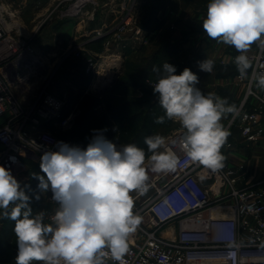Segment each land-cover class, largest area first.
Listing matches in <instances>:
<instances>
[{
    "label": "built area",
    "instance_id": "built-area-1",
    "mask_svg": "<svg viewBox=\"0 0 264 264\" xmlns=\"http://www.w3.org/2000/svg\"><path fill=\"white\" fill-rule=\"evenodd\" d=\"M27 3L0 0V165L9 168L22 187L30 162H40L45 150L55 151L58 142L84 147L83 142L59 137L48 126L72 129L78 112L65 114L68 93L49 91L54 71L33 43L38 26L71 18L117 17L114 26L94 29L61 60L79 58L90 41L103 40L107 50L113 40L127 47V41L135 43L144 34L139 21L143 0H39L41 12L33 19L32 30L23 21ZM238 54L231 58L234 66ZM101 55L90 53L85 62L93 87ZM247 55L252 65L247 75H235L245 93L233 104L238 112L229 114L226 128L237 126L248 142L264 144V89L255 84L256 76L264 73V51L251 47ZM155 81L145 79L151 87ZM182 131L166 138L168 149L178 157L176 170L155 174L148 187L152 192L134 206L142 222L130 238L126 264H264V177L252 175L245 162L231 164L229 157L216 172L193 164L172 143ZM55 210L47 215L49 222ZM106 264L116 262L109 259Z\"/></svg>",
    "mask_w": 264,
    "mask_h": 264
},
{
    "label": "clouds",
    "instance_id": "clouds-1",
    "mask_svg": "<svg viewBox=\"0 0 264 264\" xmlns=\"http://www.w3.org/2000/svg\"><path fill=\"white\" fill-rule=\"evenodd\" d=\"M202 28L208 38L239 53L234 63L243 78L252 66L247 55L252 45L264 51V0H209ZM198 67L211 73L214 61L205 59ZM153 72V94L163 110L155 122L180 125L183 131L172 143L188 161L212 172L222 169L221 149L231 134L222 120L235 116L236 106L205 94L197 87L198 75L187 67L177 74L174 65L164 62ZM255 84L264 89V73ZM144 144L147 153L136 144L118 147L101 132L84 150L63 142L55 151L45 150L39 165L43 175L34 178L57 205L47 223L44 213L33 214L31 198L11 170L0 165V219L15 222V264H106L109 259L126 264L130 238L142 222L133 211L132 193L148 190L149 173L174 172L178 165L166 137L153 134Z\"/></svg>",
    "mask_w": 264,
    "mask_h": 264
},
{
    "label": "rangeland",
    "instance_id": "rangeland-1",
    "mask_svg": "<svg viewBox=\"0 0 264 264\" xmlns=\"http://www.w3.org/2000/svg\"><path fill=\"white\" fill-rule=\"evenodd\" d=\"M39 0H28L26 9L24 11V23L27 25L28 28L31 30L33 29L36 21H33V19L41 12L39 6L41 5L38 3ZM45 2V0H41ZM53 21H45L41 25L38 26L35 32V36L33 38V43L35 45V48L37 49V53L47 62L48 67L51 71H54L53 79L51 81V84L49 86V91L61 96L64 93H68V103L65 109V112L67 113L71 112V110L76 109L78 112V115L76 117L75 124L78 126H83L84 124H87L88 122L91 123L92 120H95V125L92 129H90L88 137L94 136L97 133L96 125L101 126L102 131H110L113 129H116L117 127V134L116 139L117 141L114 142L117 144L118 147H121L126 144H133V142L138 145L140 142L142 143L144 134L140 131V126L142 124V117L138 118V120L135 122V126H129L122 128V125H124L125 117L128 115V112L121 113L118 116L114 117H106L104 118V112L106 111L105 105H104V98L105 95H97L94 93V91L99 87L100 83V77L105 75L108 69L107 63L112 59H118L115 60L119 63V74L117 75V80H120L121 77L128 76L127 73L131 76L128 77L130 80H134L132 78L133 76H136V72L133 68V63L137 62V53L133 52V47H137L136 42L133 41H127V47H123L121 41H112L110 44V47L107 50H103V53L101 57L99 58L100 63H102L101 69L99 74H96V77L94 79V82L97 83L96 87L91 85L90 90L86 91V89L79 90L78 95L76 98L70 103V96L72 94V86L68 82V75L67 70L65 66L69 64L68 60H61L63 53L60 51L57 52V50L52 49L54 46H51L50 44H54V41L52 38H50L51 29L50 25ZM51 46V47H50ZM196 45H188L187 47H183L184 52H186L187 56L190 54V52H193V56L187 57L184 56L183 59H180V61H173L172 65L176 67L177 74L183 71L184 64H188L190 59H193L194 67L196 72L198 73L199 77V84L197 87H199L205 94L207 93H215L217 96L221 98H226L229 102H235L239 101L243 98L245 93L244 90L240 93L238 97L234 96V92L231 91L232 86L230 85H219L217 83V80L219 77H226V76H232L236 82L238 83V80L235 77V74H231V68L228 65H217L216 67H213V70L211 73H206L203 71H200L198 67V62L202 61L197 53ZM195 57V58H194ZM189 59V60H188ZM183 62V63H182ZM150 79H155V77H148ZM71 80H76V78H70ZM92 80V75H90V81ZM234 80V81H235ZM99 81V83H98ZM115 82V83H116ZM143 85H139L137 87H132L124 89L123 91L126 93H131L129 98H138L142 97L144 94L150 96L151 100H155L157 97L153 94V89L151 86H149L145 81L143 82ZM86 91V92H85ZM239 91V90H238ZM239 93V92H238ZM138 94H141L139 96ZM85 95V96H84ZM84 96V97H83ZM96 96V97H94ZM83 97V98H82ZM124 97L119 98L115 104L122 103V99ZM237 100H234V99ZM94 99H98L101 102L100 105H98L97 111L92 114L90 112V105L93 102ZM151 101H148V103ZM70 103V105H69ZM145 108V109H144ZM143 110H147V104L146 106L142 105ZM230 119V116H226L222 123L226 127L228 121ZM74 127H76L74 125ZM69 129L66 131L58 129V127H53L52 129L54 132L62 138L76 140L78 136V132L74 131L73 129ZM125 129V130H124ZM182 129L180 125L175 121H170L165 119V122L163 124H157L154 127L153 134H160L164 137H168L170 134H172L174 131ZM230 136L228 137L227 143L231 142L232 145L228 147L226 144L221 149L222 154L225 157H229V161L231 164H238L240 162H245V164L250 169V172L252 175L257 177H264V144H254L251 142H248L240 133V129L237 126H233L230 129ZM108 139V138H106ZM110 140V138L108 139ZM135 140H139L135 142ZM139 142V143H138ZM38 165H32L31 170L28 176V179L25 181L23 187L26 189L27 194L31 198V207L33 210V214L38 213H44L45 216V222H49L47 219V215L49 212L56 209L57 205L55 202L51 199V192L50 190L48 192H42L38 189V180L34 178L36 175H43V173L40 170V162H37ZM155 173H149V180L148 185L150 184L152 178L154 177ZM152 192V189H148L145 193L140 194L139 193H132L133 198L136 197L135 205H140ZM10 205V209H11ZM9 209V210H10ZM15 222L10 219H0V240L2 242H10V244L14 245V248L17 249L16 245V237L15 233L13 231ZM9 240V241H8ZM7 248V247H6ZM4 245L0 244V264H15V257L17 255V250L11 249L6 252V249Z\"/></svg>",
    "mask_w": 264,
    "mask_h": 264
},
{
    "label": "crops",
    "instance_id": "crops-1",
    "mask_svg": "<svg viewBox=\"0 0 264 264\" xmlns=\"http://www.w3.org/2000/svg\"><path fill=\"white\" fill-rule=\"evenodd\" d=\"M208 2L209 0H158L154 2L158 5V12L153 14L151 13L154 5L153 0H143L142 16L139 21L140 24L142 23L144 34L141 39L136 41L137 47H133V52L137 53V62L145 61L168 44H181L183 47L192 44L197 46L196 50L202 61L211 59L214 61V67L217 65L231 66V58L237 51L232 46L208 38L202 28ZM117 21L116 16L97 20L71 18L53 21L49 27L51 29L50 38H52L55 45H50L54 46L52 49L55 48L57 52L60 51L64 54L74 44L86 40L94 29L112 27ZM148 21H152V23L145 25ZM256 46V44L252 45L253 48ZM87 48L90 53L98 55L102 54L104 50L101 40L88 42ZM88 51L82 53L85 59L79 64L72 58V63L70 62L65 66L66 70L88 76L89 74L85 71L86 58L90 54ZM193 55L191 51L190 56ZM234 80L232 76L219 77L217 83L224 87L225 85L232 86L231 91L234 92V96L238 97L245 86ZM68 82L73 89L71 96L78 95L80 87L73 83L69 77ZM90 84L91 81L86 91L90 90ZM138 95L141 96V94ZM229 104L233 105L235 102H229Z\"/></svg>",
    "mask_w": 264,
    "mask_h": 264
},
{
    "label": "trees",
    "instance_id": "trees-1",
    "mask_svg": "<svg viewBox=\"0 0 264 264\" xmlns=\"http://www.w3.org/2000/svg\"><path fill=\"white\" fill-rule=\"evenodd\" d=\"M157 1L158 0H153L154 5L151 11V13L153 14H157L158 12V5L154 3ZM151 23L152 21H148L146 22L145 25H150ZM101 43H103V40H101ZM183 49L184 48L181 44H168L162 47L161 49H159L154 54H152L145 61L141 63L134 62L133 68L137 74L136 76L132 77L134 78V80L133 81L130 80L128 77H131V76L127 73L126 74L128 75L127 77L126 76L121 77L120 80L114 83L105 94L104 105H105L106 111L104 112L105 114L103 115L104 118L111 117V116L116 117L121 113L128 112V115H126L125 117L124 125H122V128H125L129 126L134 127L135 122L138 120V118L142 117L143 121L140 126V129H141L140 131L144 134L143 141L141 143L139 140H135V142L139 141L140 143L138 142L139 144L137 146L145 149L146 153H147V146L144 144V139L145 137L152 135L154 131V127L157 125L155 121L157 117L163 115V110L158 105L157 98L155 100H151L150 96L145 95V94L142 97H138L136 99L129 98L131 93H127V92L125 93L123 90L127 88L131 89L132 87L143 85L144 84L143 82L145 81V79L150 76L156 78V74L153 72V66H156L159 68V67H162L164 62H168L172 64L173 61H177V60L180 61V59H183L185 55L187 56L186 52H184ZM189 55L187 57H190ZM71 59L72 58L67 59L69 64L72 61ZM84 59L85 57H83V54L79 58H75L78 64L81 63ZM187 63H189V65L185 63L183 66V69L187 67L191 69V71H193L194 73L198 74L195 70L193 59H190L189 62ZM229 67L231 68V74L236 75L238 73L236 66L231 65ZM66 74L70 78H76L77 82L76 81L74 82V80H71V81L73 83H76L81 89H86L90 83V75L86 76L83 73H77V72L75 73V72L68 71V70ZM76 96L75 95L70 96V103L76 98ZM121 97H124L122 99V103L115 104V102ZM148 101H151V102L148 103ZM101 102L102 101L98 99L93 100V102L89 106L90 112H92V114H94L97 111L96 107L100 105ZM238 102L239 101H235V104H237ZM143 104L145 106L147 104L146 111L142 109ZM65 114H68L67 111L65 112ZM94 125H95V120H92L91 123L88 122L87 124H84L83 126H79V125L77 126L75 124L76 127H74L73 132L77 130L76 132H78V136H77L76 141H80L84 143V147L82 148V150L87 148L88 144L91 142V140L95 136L94 135V136L88 137L89 131L90 129L93 128ZM48 126L51 128L54 127L52 123L48 124ZM96 130H97V133L102 132L105 138H108V139L110 138V141H112L113 143L117 141L116 136H115L117 134V131H119L117 130V127L116 129H113L110 131H102L101 126L96 125ZM68 140H71V139H68ZM133 144L135 143L133 142ZM148 155H150V153H148ZM32 165H38V163L34 161L30 162L29 173H30ZM0 244L4 245L5 248L6 247L8 248V249L6 248L7 250L5 253H7V251L11 249L17 250L16 248H14L13 244H10V242L5 243V242H2V240H0Z\"/></svg>",
    "mask_w": 264,
    "mask_h": 264
},
{
    "label": "bare ground",
    "instance_id": "bare-ground-1",
    "mask_svg": "<svg viewBox=\"0 0 264 264\" xmlns=\"http://www.w3.org/2000/svg\"><path fill=\"white\" fill-rule=\"evenodd\" d=\"M115 60L118 59H112L107 63L108 69L106 74L100 79V83L99 85H97V87L99 86H103L105 83H107L108 81L112 80L115 76L116 73L118 72L119 69V63Z\"/></svg>",
    "mask_w": 264,
    "mask_h": 264
},
{
    "label": "water",
    "instance_id": "water-1",
    "mask_svg": "<svg viewBox=\"0 0 264 264\" xmlns=\"http://www.w3.org/2000/svg\"><path fill=\"white\" fill-rule=\"evenodd\" d=\"M118 74H119V72L116 73V76L112 80L108 81L103 86L98 87L94 91V93L97 95H100V96L105 95L106 92L108 91V89L116 82Z\"/></svg>",
    "mask_w": 264,
    "mask_h": 264
}]
</instances>
